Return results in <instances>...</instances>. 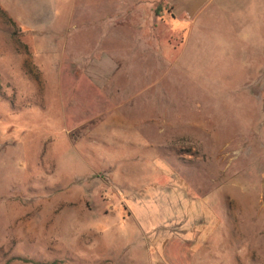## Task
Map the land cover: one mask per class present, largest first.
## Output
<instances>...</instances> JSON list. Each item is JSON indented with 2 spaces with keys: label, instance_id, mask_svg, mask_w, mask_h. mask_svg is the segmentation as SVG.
Masks as SVG:
<instances>
[{
  "label": "rangeland",
  "instance_id": "1",
  "mask_svg": "<svg viewBox=\"0 0 264 264\" xmlns=\"http://www.w3.org/2000/svg\"><path fill=\"white\" fill-rule=\"evenodd\" d=\"M0 0V264H264V0Z\"/></svg>",
  "mask_w": 264,
  "mask_h": 264
},
{
  "label": "crops",
  "instance_id": "2",
  "mask_svg": "<svg viewBox=\"0 0 264 264\" xmlns=\"http://www.w3.org/2000/svg\"><path fill=\"white\" fill-rule=\"evenodd\" d=\"M171 2L176 5V8H184L188 15H193L200 10L199 8L203 7L205 1L198 4H196V0H171Z\"/></svg>",
  "mask_w": 264,
  "mask_h": 264
}]
</instances>
